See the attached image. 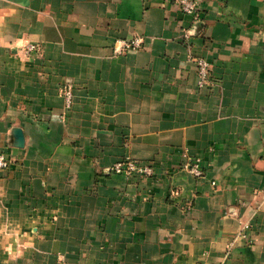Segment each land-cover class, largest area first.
<instances>
[{"label": "crops", "instance_id": "crops-1", "mask_svg": "<svg viewBox=\"0 0 264 264\" xmlns=\"http://www.w3.org/2000/svg\"><path fill=\"white\" fill-rule=\"evenodd\" d=\"M199 11L0 0V264H218L245 225L225 264H264V0ZM125 158L153 175L104 172Z\"/></svg>", "mask_w": 264, "mask_h": 264}, {"label": "built area", "instance_id": "built-area-1", "mask_svg": "<svg viewBox=\"0 0 264 264\" xmlns=\"http://www.w3.org/2000/svg\"><path fill=\"white\" fill-rule=\"evenodd\" d=\"M179 10L186 16L191 18V23L193 25H197L200 23V11H199V0H174ZM118 47L115 49L114 53L122 54L129 50L139 49L141 47L142 39L141 37H133L131 39H121L118 40ZM36 45L29 44L25 47V53L29 54L32 52H36ZM195 63L196 75H197V84L199 87H207L211 84L210 75H209V63L202 57L193 58ZM61 95L64 98L66 103V107H70V104L73 99V89L71 85L63 86L61 90ZM10 160L6 156L4 152L0 151V169H5L9 166ZM181 168L190 174H192L195 178H202L203 171L200 169L199 160L196 158H187L181 165ZM104 172L108 174L112 173L115 175H124V176H132L139 175L143 178L150 177L153 175L152 168L147 164H141L139 161L125 158L116 161L108 167L104 169ZM247 225L241 227V229L236 232L233 236L230 243L227 245L225 252L223 254L222 260L218 264H225L226 260L230 256V253L237 243V241L244 237V230ZM57 264H64L63 262H58Z\"/></svg>", "mask_w": 264, "mask_h": 264}, {"label": "water", "instance_id": "water-1", "mask_svg": "<svg viewBox=\"0 0 264 264\" xmlns=\"http://www.w3.org/2000/svg\"><path fill=\"white\" fill-rule=\"evenodd\" d=\"M194 26H196V24ZM12 134L15 140V144L17 146H22L24 143V137H23L22 130L20 128H15Z\"/></svg>", "mask_w": 264, "mask_h": 264}]
</instances>
